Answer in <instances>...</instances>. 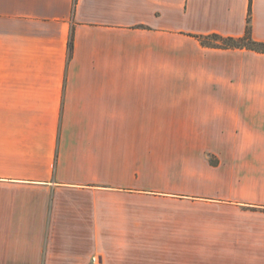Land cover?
Here are the masks:
<instances>
[{
  "label": "crops",
  "instance_id": "crops-1",
  "mask_svg": "<svg viewBox=\"0 0 264 264\" xmlns=\"http://www.w3.org/2000/svg\"><path fill=\"white\" fill-rule=\"evenodd\" d=\"M249 11L0 0V264H264V54L199 40Z\"/></svg>",
  "mask_w": 264,
  "mask_h": 264
},
{
  "label": "trees",
  "instance_id": "trees-1",
  "mask_svg": "<svg viewBox=\"0 0 264 264\" xmlns=\"http://www.w3.org/2000/svg\"><path fill=\"white\" fill-rule=\"evenodd\" d=\"M246 23L245 35L241 38L234 39L211 36L209 38H199V40L201 44L209 47H219L225 49H247L264 54V43L255 42L250 37V11L248 12ZM209 39L215 40V43H208ZM69 47L71 48V42L69 43Z\"/></svg>",
  "mask_w": 264,
  "mask_h": 264
},
{
  "label": "rangeland",
  "instance_id": "rangeland-1",
  "mask_svg": "<svg viewBox=\"0 0 264 264\" xmlns=\"http://www.w3.org/2000/svg\"><path fill=\"white\" fill-rule=\"evenodd\" d=\"M214 42H215V40H213V39H209V41H208V43H211V44H214ZM209 160H210L211 164H213V165L217 164V161L213 157H210ZM258 175L259 174L249 173L248 170L247 171L244 170V171L241 172V176H243L245 178H247L248 176H252V178H253L254 176H258ZM259 177H262V175H260ZM260 179H262V178H260ZM244 191H248V189H245ZM251 208H249V209H251ZM252 210L262 211L263 212L264 208L254 207V208H252ZM224 264H230V263L224 262Z\"/></svg>",
  "mask_w": 264,
  "mask_h": 264
},
{
  "label": "built area",
  "instance_id": "built-area-1",
  "mask_svg": "<svg viewBox=\"0 0 264 264\" xmlns=\"http://www.w3.org/2000/svg\"><path fill=\"white\" fill-rule=\"evenodd\" d=\"M100 263V259L99 257H92L90 260V264H99Z\"/></svg>",
  "mask_w": 264,
  "mask_h": 264
}]
</instances>
